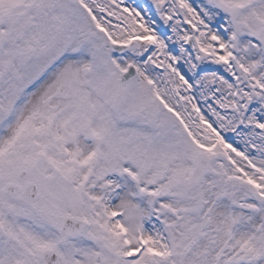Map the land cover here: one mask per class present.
Instances as JSON below:
<instances>
[{"label": "snow or ice", "instance_id": "1", "mask_svg": "<svg viewBox=\"0 0 264 264\" xmlns=\"http://www.w3.org/2000/svg\"><path fill=\"white\" fill-rule=\"evenodd\" d=\"M0 264H264V0H0Z\"/></svg>", "mask_w": 264, "mask_h": 264}]
</instances>
